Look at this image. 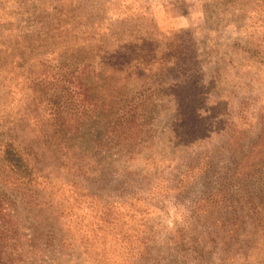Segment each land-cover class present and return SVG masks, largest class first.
<instances>
[{"label": "rangeland", "instance_id": "obj_1", "mask_svg": "<svg viewBox=\"0 0 264 264\" xmlns=\"http://www.w3.org/2000/svg\"><path fill=\"white\" fill-rule=\"evenodd\" d=\"M50 101L82 123L63 151L97 197L57 222L33 194L26 204L0 186L14 264H264V230L240 227L226 259L206 219L248 217L247 197L233 192L218 212L197 204L264 129V0H0V139L47 119ZM42 195L74 196L68 184ZM104 201L122 232L92 247Z\"/></svg>", "mask_w": 264, "mask_h": 264}, {"label": "trees", "instance_id": "obj_2", "mask_svg": "<svg viewBox=\"0 0 264 264\" xmlns=\"http://www.w3.org/2000/svg\"><path fill=\"white\" fill-rule=\"evenodd\" d=\"M50 103L52 106L46 110V112L48 111L47 119L41 118L43 114L39 113L32 124H17L14 129L9 130L11 134L6 133L5 137L0 139V186L6 191L22 196L26 204H29L32 200L24 196L28 192L33 194L32 199H38L36 202H38L39 207L46 205L48 211L52 215H56L55 219L57 222H60L63 214L75 216V210L80 209L85 200L88 198L96 199L97 196L91 193H82L81 184L74 181H78L76 169L73 164H69L72 158L76 160L81 158H76L74 155L65 152V150L63 151L65 144L69 141L66 135L77 134L82 123L79 122V118L72 114H63L55 102L50 101ZM26 130L28 131V136L19 134L20 131ZM47 164H53L54 168L56 166L59 167L56 172L59 173L60 177H51L50 172L45 168ZM234 168V171L228 177V185L213 189L197 203L200 211L204 209V213L209 211L218 212L222 208H230V203L233 201V192L247 197L245 204L249 214L248 217L236 216L235 214L222 217L214 213L215 215H210L209 218H206L218 230L224 232V254H226V259L231 258L229 255L233 252L231 245H235L239 240L238 232L240 227L242 228L247 223L256 231L264 230V129L250 150ZM77 169L80 170L82 167L79 165ZM256 173L258 177L252 180ZM252 181H257L260 184V188H258L259 194L257 193L255 197L248 193ZM67 184L73 187L74 196L71 202L69 201V196L66 198L61 196L62 200L59 199L56 203H53L47 200L48 197L45 198L42 195V192L57 185L61 187ZM40 196L46 199L45 204L39 200ZM115 203L111 201L98 203L101 206L100 216L97 220L100 224L97 225L96 233L92 237V247L104 248L108 237L116 241V234L122 232V229H118L116 223ZM88 204L94 203L91 201ZM8 206L0 197V264H14V259L5 251V243L9 239V231L13 225L9 211L10 207ZM75 218L77 219V217ZM80 225L81 222L74 224L71 229L74 235L77 232H81ZM59 229L60 234L57 241L59 244H64L66 239L61 228ZM123 232L121 234L122 240H125V245L129 247L133 243L130 241L131 235H128L127 231ZM80 238L84 239L82 236ZM84 241L88 243V240L84 239Z\"/></svg>", "mask_w": 264, "mask_h": 264}]
</instances>
